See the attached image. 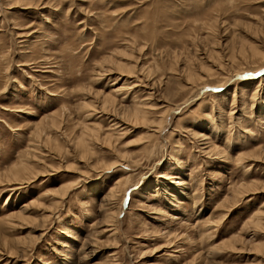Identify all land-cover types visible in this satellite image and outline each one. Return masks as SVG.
<instances>
[{
	"label": "rangeland",
	"instance_id": "374dc122",
	"mask_svg": "<svg viewBox=\"0 0 264 264\" xmlns=\"http://www.w3.org/2000/svg\"><path fill=\"white\" fill-rule=\"evenodd\" d=\"M0 264H264V0H0Z\"/></svg>",
	"mask_w": 264,
	"mask_h": 264
},
{
	"label": "bare ground",
	"instance_id": "6f19581e",
	"mask_svg": "<svg viewBox=\"0 0 264 264\" xmlns=\"http://www.w3.org/2000/svg\"><path fill=\"white\" fill-rule=\"evenodd\" d=\"M202 82V81H201ZM197 90H198V88H197ZM131 114V116L133 117H135L136 119H138L139 117H141L140 115H139V111H137V110H134L133 112H131V111H129V115ZM142 114V113H141ZM90 132V131H89ZM91 134V133H90ZM112 167V166H111ZM33 175V174H32ZM33 176H35V175H33ZM39 176V175H38ZM35 178H36V176H35ZM8 180H14V178H11V179H8ZM28 180V179H27ZM24 184V183H23ZM252 189V188H251ZM247 190H250V188L249 189H247ZM253 190V189H252ZM252 190H250V191H252ZM256 190V189H255ZM246 192V191H245ZM64 193H66V192H64ZM248 194H249V191H248ZM64 195L65 194H62L61 195V193H60V197L62 198V197H64Z\"/></svg>",
	"mask_w": 264,
	"mask_h": 264
}]
</instances>
